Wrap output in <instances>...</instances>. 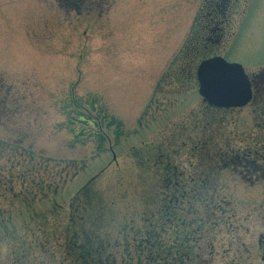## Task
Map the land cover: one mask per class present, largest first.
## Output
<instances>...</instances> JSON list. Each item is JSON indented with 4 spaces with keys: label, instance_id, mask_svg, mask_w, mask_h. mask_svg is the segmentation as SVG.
<instances>
[{
    "label": "rangeland",
    "instance_id": "1",
    "mask_svg": "<svg viewBox=\"0 0 264 264\" xmlns=\"http://www.w3.org/2000/svg\"><path fill=\"white\" fill-rule=\"evenodd\" d=\"M263 75L264 0H0V264H264Z\"/></svg>",
    "mask_w": 264,
    "mask_h": 264
},
{
    "label": "water",
    "instance_id": "2",
    "mask_svg": "<svg viewBox=\"0 0 264 264\" xmlns=\"http://www.w3.org/2000/svg\"><path fill=\"white\" fill-rule=\"evenodd\" d=\"M199 94L211 107L237 109L253 97L250 81L242 65L214 57L201 62L197 69Z\"/></svg>",
    "mask_w": 264,
    "mask_h": 264
},
{
    "label": "trees",
    "instance_id": "3",
    "mask_svg": "<svg viewBox=\"0 0 264 264\" xmlns=\"http://www.w3.org/2000/svg\"><path fill=\"white\" fill-rule=\"evenodd\" d=\"M58 1H64V2H66V3H75L76 1H78V0H58ZM81 1H83V2H89V0H81ZM72 6V5H71ZM69 8H70V6H69ZM82 9H86V8H81L80 9V11L82 10ZM264 76V75H263ZM252 100H254V98L252 99ZM197 147H198V145H197ZM73 240H75V238L73 237Z\"/></svg>",
    "mask_w": 264,
    "mask_h": 264
}]
</instances>
